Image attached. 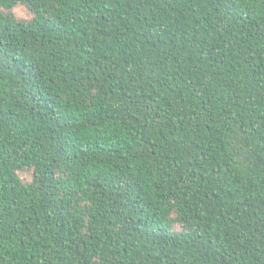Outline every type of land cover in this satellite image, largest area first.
I'll use <instances>...</instances> for the list:
<instances>
[{
	"label": "trees",
	"instance_id": "obj_1",
	"mask_svg": "<svg viewBox=\"0 0 264 264\" xmlns=\"http://www.w3.org/2000/svg\"><path fill=\"white\" fill-rule=\"evenodd\" d=\"M0 264H264V0H0Z\"/></svg>",
	"mask_w": 264,
	"mask_h": 264
},
{
	"label": "rangeland",
	"instance_id": "obj_2",
	"mask_svg": "<svg viewBox=\"0 0 264 264\" xmlns=\"http://www.w3.org/2000/svg\"><path fill=\"white\" fill-rule=\"evenodd\" d=\"M16 14H17L18 17H25L26 16L25 15L26 13L24 11L20 10V9L16 10Z\"/></svg>",
	"mask_w": 264,
	"mask_h": 264
}]
</instances>
